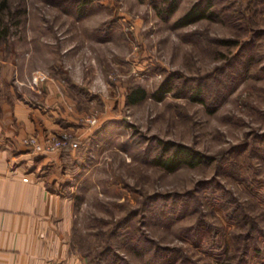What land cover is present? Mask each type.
<instances>
[{
	"label": "rangeland",
	"instance_id": "rangeland-1",
	"mask_svg": "<svg viewBox=\"0 0 264 264\" xmlns=\"http://www.w3.org/2000/svg\"><path fill=\"white\" fill-rule=\"evenodd\" d=\"M197 1L163 14L167 0H7L0 12V99L61 111L52 131L79 138L51 175L73 203L68 264H264V0H212L177 25ZM137 86L148 96L129 103ZM168 144L213 159L169 171L153 161Z\"/></svg>",
	"mask_w": 264,
	"mask_h": 264
},
{
	"label": "crops",
	"instance_id": "crops-1",
	"mask_svg": "<svg viewBox=\"0 0 264 264\" xmlns=\"http://www.w3.org/2000/svg\"><path fill=\"white\" fill-rule=\"evenodd\" d=\"M57 117L66 116L14 94L0 99V264H68L73 203L51 176L62 151L34 152L23 143L27 134L56 130Z\"/></svg>",
	"mask_w": 264,
	"mask_h": 264
},
{
	"label": "trees",
	"instance_id": "trees-1",
	"mask_svg": "<svg viewBox=\"0 0 264 264\" xmlns=\"http://www.w3.org/2000/svg\"><path fill=\"white\" fill-rule=\"evenodd\" d=\"M202 1L198 0L195 2L183 15H181L177 20V25H187L193 23L201 18L209 16L208 10L212 7V0H206V6L202 5ZM7 5V0H0V12L4 9ZM177 6V0H167V3L164 7L161 8V13L163 14H171ZM1 15H0V22H1ZM7 28H2L0 30V37H3L7 33ZM169 81H163L160 86L153 92L151 95L154 98L162 99L164 94L170 91ZM199 91V90H198ZM197 91V92H198ZM200 92V91H199ZM148 96L147 90L142 86L134 87L130 90L127 95V101L129 103H136L145 97ZM174 145V143H171ZM170 144L165 145L164 148L166 149L167 153H160L154 156V163L163 167L166 170L174 171L182 165H189L195 166L200 163L209 162L212 160V156L202 153L190 145L187 144H178L174 148H171ZM67 150V149H66ZM145 264H163L162 261L156 262L153 259H149ZM222 264H232L230 262L222 263ZM242 264V263H236Z\"/></svg>",
	"mask_w": 264,
	"mask_h": 264
},
{
	"label": "built area",
	"instance_id": "built-area-1",
	"mask_svg": "<svg viewBox=\"0 0 264 264\" xmlns=\"http://www.w3.org/2000/svg\"><path fill=\"white\" fill-rule=\"evenodd\" d=\"M91 123L97 122V117L87 118ZM23 143L34 152H57L66 149H75L79 146V138L72 131L45 132L43 135L30 133L24 136ZM27 179V178H25Z\"/></svg>",
	"mask_w": 264,
	"mask_h": 264
}]
</instances>
